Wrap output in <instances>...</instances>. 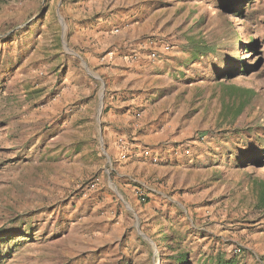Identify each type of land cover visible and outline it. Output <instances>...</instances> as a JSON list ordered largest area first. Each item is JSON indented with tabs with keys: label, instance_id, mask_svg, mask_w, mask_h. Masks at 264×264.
I'll use <instances>...</instances> for the list:
<instances>
[{
	"label": "rangeland",
	"instance_id": "rangeland-1",
	"mask_svg": "<svg viewBox=\"0 0 264 264\" xmlns=\"http://www.w3.org/2000/svg\"><path fill=\"white\" fill-rule=\"evenodd\" d=\"M135 1L101 51L87 32L125 3L0 0V264H208L209 241L264 264V0H160L153 22ZM113 85L137 101L118 161ZM168 157L197 182L120 178Z\"/></svg>",
	"mask_w": 264,
	"mask_h": 264
},
{
	"label": "crops",
	"instance_id": "crops-1",
	"mask_svg": "<svg viewBox=\"0 0 264 264\" xmlns=\"http://www.w3.org/2000/svg\"><path fill=\"white\" fill-rule=\"evenodd\" d=\"M139 1L141 2V4L147 3L145 5L142 4L140 6V10L143 11L144 9H146L148 12L146 14V17L150 18L151 21L153 22L152 17H153L154 12L152 11V9L154 7L152 5H154V3L160 2V0H139ZM118 3L120 4L125 3L126 9H129V10H127V12L119 13L117 14L118 16H114L113 18L100 17L99 23H97L94 30L91 32H87L88 38H93L98 44L101 43V51L104 50V47L102 45V39L104 36L108 35V32L113 28V24L119 22L120 20H121L119 22L120 24H125L126 22L127 24L128 23L130 24L131 22L128 19V17L130 16L129 12H131L132 7L135 6L136 1L135 0H118ZM144 32H145L144 28H140L134 31L133 36L139 37ZM112 55L113 53L109 52L107 56L104 57V59H108V56H112ZM125 88L126 86L113 85V91L117 92V95H114L116 96V98L111 99L112 108L108 112L107 117L105 119L108 122H110L109 128H105V132L107 133V138L109 135V144H110L109 146H110L111 155L116 160L118 158V153H117L118 148L115 145V137L117 136V133L114 132L115 126H119L121 128L128 127L129 129L133 130L132 132L133 135H135L134 130H136V127H137L136 125H131L134 119L133 114L135 113V109L137 108V103H136L137 101L131 99L130 97H127V98L119 97L123 93L122 90H126ZM113 136H114V139L111 138ZM151 138L152 140L149 143V146L151 147L157 146V143L160 141L159 136L158 135L151 136ZM171 159H172L171 157H168L165 160H163L164 164H154L151 161V159H143V158H135L125 163L119 162L120 163L119 165L120 166L119 167L120 178L121 179L135 178V180H133L134 183L137 182L141 184L142 186H144V184L147 182V179L149 181L151 177H153L152 179L153 181L159 178V181L161 182L160 184H158L160 186L159 191H156L153 189H147V190L150 191L151 193H155L156 195H159L160 197L167 199L166 194L174 192L175 190L180 191L181 189L191 187L197 182L196 180L194 181V177L196 176H194L193 172L196 169L193 163H189L190 165H186L187 163L185 161L183 165H179V164L173 163ZM183 176L185 177V179L189 178V181H184ZM181 177H182V180L179 181V178L181 179ZM129 188L131 189L130 193L133 194V196L141 192V188L138 185H130ZM188 198L190 199L192 197L188 196ZM136 204H138V202ZM193 233L196 235L202 234L200 230H196ZM207 237L211 238V236H205V235L198 236L197 238L198 239L203 238L202 240H208L209 238ZM210 244H211V241H209L208 243L201 244V248H200L201 251H199L198 253L199 257L197 258L199 260L204 255V259H202L203 261H200L201 263L207 262L209 264L211 263V261H213L215 264H240L238 263V258L237 259L233 258V254H232L233 246H227V247L221 246L220 247L219 245H215V247L213 246L214 248H211L210 250ZM211 254L212 256H215V259L210 258L208 261H206L207 258H209ZM226 258L228 260H226Z\"/></svg>",
	"mask_w": 264,
	"mask_h": 264
},
{
	"label": "trees",
	"instance_id": "trees-1",
	"mask_svg": "<svg viewBox=\"0 0 264 264\" xmlns=\"http://www.w3.org/2000/svg\"><path fill=\"white\" fill-rule=\"evenodd\" d=\"M184 262H185V259L182 256H180L179 257V263L183 264Z\"/></svg>",
	"mask_w": 264,
	"mask_h": 264
}]
</instances>
